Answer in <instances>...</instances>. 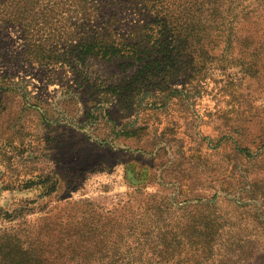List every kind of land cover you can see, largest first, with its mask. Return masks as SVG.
<instances>
[{
	"label": "rangeland",
	"instance_id": "rangeland-1",
	"mask_svg": "<svg viewBox=\"0 0 264 264\" xmlns=\"http://www.w3.org/2000/svg\"><path fill=\"white\" fill-rule=\"evenodd\" d=\"M211 2L159 79L155 38L143 61L41 64L0 23L4 224L39 231L148 203L167 264L202 223L234 252L216 264H264V0Z\"/></svg>",
	"mask_w": 264,
	"mask_h": 264
},
{
	"label": "trees",
	"instance_id": "trees-1",
	"mask_svg": "<svg viewBox=\"0 0 264 264\" xmlns=\"http://www.w3.org/2000/svg\"><path fill=\"white\" fill-rule=\"evenodd\" d=\"M210 2L0 0V23L19 28L24 40L23 54L41 64L56 63L67 56L75 63L83 64L94 56L143 61L150 53L146 44L155 38L159 49L155 57L149 56L151 61L146 64L151 66V78L159 79L178 57L174 51L179 50L184 41L190 42L188 38L192 33L189 30H199L194 24L196 17L214 9ZM151 24L156 28H151ZM151 29L154 32L149 35ZM66 49H70L71 55L59 53ZM129 204L109 215H93V220L82 218L69 226L61 221L52 225L53 228L43 227L39 231L27 227L26 223L4 224V221L12 222L14 219L8 212L0 210V264L170 262L166 245L163 244L156 252L151 250V205L147 203L137 207L132 202ZM197 228L198 235L195 241H191L190 255L187 248L179 249V254L186 252V256H179L176 264H216L223 257L234 256V252L228 254L223 251L220 242L207 234L210 230L208 223ZM53 231L55 236L44 234Z\"/></svg>",
	"mask_w": 264,
	"mask_h": 264
}]
</instances>
